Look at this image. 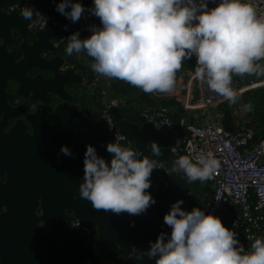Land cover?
<instances>
[{
	"label": "clouds",
	"instance_id": "clouds-1",
	"mask_svg": "<svg viewBox=\"0 0 264 264\" xmlns=\"http://www.w3.org/2000/svg\"><path fill=\"white\" fill-rule=\"evenodd\" d=\"M209 0H93L90 8L74 0H60L56 11L73 23L85 12L99 19L89 25L91 35L81 39L70 35L66 54L86 53L97 78L116 79L146 94L171 93L176 74L186 60L196 57L195 78L208 89L235 104L238 93L232 88L234 76L264 77V15L247 0H220L213 8ZM23 19L33 21L34 10L21 8ZM247 111L253 106L245 105ZM164 125L171 126L165 120ZM110 164L97 155L92 145L84 153V177L79 184L81 199L95 210L111 214H146L156 203L146 192L150 177L160 161L135 148L108 143ZM147 148L154 157L163 152L156 141ZM60 153L72 156L67 146ZM220 161L212 153L195 159L182 155L175 159L169 174H177L188 184L214 179ZM177 200L163 217L171 233H161L150 241L147 251L132 258L137 264L146 256L155 264H264V238L247 237L249 250L221 219L194 207L190 212ZM77 226V225H75ZM134 226V224L132 225Z\"/></svg>",
	"mask_w": 264,
	"mask_h": 264
},
{
	"label": "flooded vegetation",
	"instance_id": "flooded-vegetation-1",
	"mask_svg": "<svg viewBox=\"0 0 264 264\" xmlns=\"http://www.w3.org/2000/svg\"><path fill=\"white\" fill-rule=\"evenodd\" d=\"M8 4L0 0V264H81L58 237L68 227L95 235V227L71 207L89 204L79 196L89 123L104 118L99 103L94 107L78 101L82 74L72 69L74 58L61 55L54 69L48 60L56 48L41 51L30 45L22 21L8 17L10 11L15 15L21 10ZM76 66L93 72L85 64ZM66 69L77 72L79 82L56 86L50 77ZM92 130L97 155L110 164L111 154L99 146L97 129ZM62 145L72 156L60 153ZM167 187L157 182L156 192ZM129 220L128 215L126 223L132 225ZM104 256L100 264L118 263Z\"/></svg>",
	"mask_w": 264,
	"mask_h": 264
},
{
	"label": "built area",
	"instance_id": "built-area-1",
	"mask_svg": "<svg viewBox=\"0 0 264 264\" xmlns=\"http://www.w3.org/2000/svg\"><path fill=\"white\" fill-rule=\"evenodd\" d=\"M219 2L220 0H209L208 7L213 8ZM247 2L256 7L258 16L264 15V0ZM25 5L34 10L35 16L27 27L36 29L47 22L59 26L60 36L53 40V45L63 46L66 53L70 26L68 21L59 20L54 14L43 13L33 0H15L7 7L21 10ZM189 61L191 67L184 68L187 70V76L181 82L183 92L176 96L181 111L175 121L170 116L168 105L164 103L152 105L143 102L139 106L138 114L143 121L154 126H164L173 133L172 141L166 143L170 159L159 160L160 168L153 170L151 178L165 188L168 185L167 175L175 159L182 155L195 159L201 154L212 153L221 166L214 175L211 194L203 199L202 211L206 215L219 217L222 223L228 216L229 229L236 233L240 244L247 251L251 244L247 237L264 238V132L257 133L258 128L251 118L246 122L233 121L229 128L224 127L220 119L212 118L206 111L213 105L227 100L211 92L205 83L195 78L196 57L193 56ZM70 65L82 74L81 84L84 92H97L100 115L104 118L113 141H127L118 129L117 119L113 117L111 109L128 95L112 91L111 83L116 79L97 78L93 72L90 74L88 71H81L82 68L76 66L75 62ZM257 85H264V77L247 83H240L233 77L231 86L239 97L244 90ZM196 109H205L201 121H195L193 115H186ZM165 120L170 122V127L163 124ZM134 217L129 215V224H132ZM157 230L168 235L171 233V228L164 222L158 223Z\"/></svg>",
	"mask_w": 264,
	"mask_h": 264
},
{
	"label": "water",
	"instance_id": "water-1",
	"mask_svg": "<svg viewBox=\"0 0 264 264\" xmlns=\"http://www.w3.org/2000/svg\"><path fill=\"white\" fill-rule=\"evenodd\" d=\"M14 0H2L3 4H8ZM24 7L30 8L25 5ZM9 12L8 17L11 22L22 21L26 35L31 37L30 45L38 46L39 49L56 52L52 54V58L48 61L57 66L61 61V50L59 46H54L52 40H57L60 36V27L47 22L42 27L29 29L27 24L30 22L23 19L17 14ZM33 15V19H34ZM56 86L60 87L63 84H74L79 82V74L72 72L70 69L64 71H54L50 77ZM49 85V83H48ZM119 131L129 141L118 142L117 144L132 149H139L144 155L152 158L168 161L170 152L167 146L160 145L163 154L160 157H154L147 145L151 141L156 142H171L173 133L164 126H154L149 122H136L128 118H120L117 120ZM89 144L95 147V138L93 136L94 128L98 131L99 146L107 151V144L112 143L111 136L108 134L105 122L102 118H98L94 123H89ZM150 147V146H149ZM170 173V172H169ZM167 175L168 187L164 195L154 197L156 203L152 205L146 214L136 216L134 226L128 225L127 213L121 215L111 214L104 210H95L91 202L85 207L72 206L71 210L74 215L80 219H84L87 225L94 226L96 229L94 237L84 234L80 229H68L59 235V241L71 246L72 258L79 261L81 264H100L105 259L104 251L114 245L116 253L113 258L118 259V264H137L134 258L135 249L138 251H147L150 248V241L155 242L161 234L157 230L158 223L164 222L163 217L169 212L170 207L177 200H183L181 207L186 211H191L194 207L203 209V203L196 191L189 188L190 185H195L205 195H210L213 190V180L207 184H201L195 181L188 184L177 174ZM151 180V187L146 192L151 195L156 192L157 182ZM229 229V225L227 227ZM139 264H155V260H149L146 256Z\"/></svg>",
	"mask_w": 264,
	"mask_h": 264
},
{
	"label": "trees",
	"instance_id": "trees-1",
	"mask_svg": "<svg viewBox=\"0 0 264 264\" xmlns=\"http://www.w3.org/2000/svg\"><path fill=\"white\" fill-rule=\"evenodd\" d=\"M59 2L60 0H42V2L36 5L43 13L54 14L59 20L68 21L70 25L68 31L69 36L72 35L74 32L79 31L80 38L83 39L91 35V32L88 30L89 25L95 24L97 26H101L99 19L89 15L87 12H85L84 17H82L78 22L73 23L65 16L61 15L59 12L56 11V7ZM74 2H79L83 4V6L86 9L90 8L93 5V0H74ZM261 63H264V61H261ZM184 67H191V62L189 60H186L182 64V68ZM88 68L91 70L90 66ZM234 78L237 79L238 82L240 83H247L249 80H256L261 77L245 76L241 78L234 76ZM111 89L113 92L128 95V97L123 100V102L125 101L124 103H119L117 106L111 109L113 117L117 120L120 118H128L129 120H136L138 122H141L142 119L138 114V109L136 105H139L142 102H148L152 105H155L152 97H150L149 94H146L141 89L133 87L130 84L125 83L123 81L113 80L111 83ZM83 95L79 96L78 101L80 103L85 102L86 98ZM240 96L244 101V105L250 103L253 106V110L249 111L251 121H253L255 126L258 128L257 133H263L264 132V85L246 89L241 93ZM92 99L93 97L89 95L88 100L91 101ZM132 100L134 101V103H136V105L133 104L135 106L129 104L130 102L129 103L127 102ZM218 105L220 104L218 103ZM179 109H176L173 114H170L173 121H175L179 116L180 114ZM222 124L226 128L230 127L226 108L223 111ZM190 189H197V188L195 186H190ZM107 251L110 252V250ZM108 252H107V257H111L112 256L111 253L109 254Z\"/></svg>",
	"mask_w": 264,
	"mask_h": 264
},
{
	"label": "crops",
	"instance_id": "crops-1",
	"mask_svg": "<svg viewBox=\"0 0 264 264\" xmlns=\"http://www.w3.org/2000/svg\"><path fill=\"white\" fill-rule=\"evenodd\" d=\"M34 1V0H33ZM40 2H42V0H36V3L34 2V4L36 5V4H38V3H40ZM37 6V5H36ZM59 48H60V50H61V52H60V54L61 55H66L67 56V54L63 51V46H59ZM59 50V49H58ZM73 58H74V60L76 61V63H75V65L77 64V65H79V64H85V65H87L88 67L91 65V63L93 62L92 60H91V58L90 57H88L87 55H86V53H80V54H73ZM76 58V59H75ZM184 68H187V67H184ZM184 68H181L178 72H177V74H176V84H175V88H174V90L171 92V93H167V94H164V93H152V94H149V96L150 97H152V99H153V101H154V104H158V103H164V102H167L168 101V99L170 100V101H174V103H172V102H168L166 105H169L170 106V110H171V114H173L174 112L173 111H175L174 110V107H176V108H180V104H179V102L177 101V99H176V96H178L180 93H182L183 92V89L181 88V82H182V80L187 76V74H185L186 72H187V70L186 69H184ZM185 74V75H184ZM79 90H80V92H81V95H86L87 96V98L85 99V103L87 102L88 104H89V106H94V107H97V103H98V98H97V92H95V91H93L92 93H90V94H86L85 92H84V90H83V86H82V84H81V86H80V88H79ZM89 95H91L92 97H93V99L91 100V101H89L88 100V96ZM170 96H173V98L172 99H170L171 97ZM76 97V96H75ZM160 101V102H159ZM125 102V101H124ZM123 102V100L120 102V103H124ZM129 104H135L136 105V103H134V101L132 100V101H127ZM143 103V102H142ZM141 103V104H142ZM141 104H139V105H136V107H137V109H138V111H139V106L141 105ZM220 104V103H219ZM135 105H133V106H135ZM220 106V105H219ZM245 107V106H244ZM181 109V108H180ZM210 109V110H209ZM206 112L212 117V118H218V119H220V116L221 115H223L222 114V112H220L221 110H220V108L217 106V109H215L214 107H210ZM220 110V111H219ZM179 111H181V110H179ZM180 113V112H179ZM186 115L188 116V117H190V111L189 112H187L186 113ZM194 120L195 121H201V120H196L195 118H194ZM131 121H136V120H131ZM233 121H237V120H233ZM232 120L230 121V122H233ZM246 121H248V120H246ZM246 121H244V122H246ZM136 122H138V121H136ZM141 122H144L143 120L141 121ZM141 122H139V123H141ZM229 122V123H230ZM238 122V121H237ZM159 145H165L166 146V143L167 142H157ZM149 146H150V143H149ZM190 186H195V185H190ZM190 186H189V188H190ZM196 187V186H195ZM197 188V187H196ZM167 189V188H166ZM166 189L162 192L163 194L165 193V191H166ZM191 190H194V191H196L197 192V194L200 196V198H201V200H202V203H203V199H204V197L206 196L200 189H191ZM156 195V194H155ZM155 195H154V197H155ZM223 225L225 226V227H228V225H229V223H228V216H226L225 218H224V222H223ZM107 250H110V252H108ZM107 250H105V255L107 256V252L110 254L111 253V255L112 256H114V254L116 253V248H115V246L113 245V246H111V248H109V249H107ZM116 264V263H115ZM118 264V263H117Z\"/></svg>",
	"mask_w": 264,
	"mask_h": 264
},
{
	"label": "rangeland",
	"instance_id": "rangeland-1",
	"mask_svg": "<svg viewBox=\"0 0 264 264\" xmlns=\"http://www.w3.org/2000/svg\"><path fill=\"white\" fill-rule=\"evenodd\" d=\"M34 2L36 3V0H34ZM59 50H60V48H59ZM259 79H256V80H259ZM256 80H249V81H256ZM170 97H171L170 99L173 98V96H170ZM168 102L174 103V101H170L168 99V101L164 102V104H167ZM217 106L220 108L221 111L220 110L219 111L222 112V114H223L224 109L225 108L227 109L229 122L231 120L233 121L234 119L237 120L238 122H244L246 120H249V118H250V115H249L250 112L245 109L244 101L242 100L241 96L238 97V100L235 104H230L228 101H222V102H220V106L218 105V103L216 105H213V107L215 109H217ZM168 107L170 108L169 105H168ZM176 109H179V107L178 108L174 107V110H176ZM203 110H205V109H203ZM203 110H201V109L191 110L190 115H193L196 120H202V117L205 114V111H203ZM220 120L222 121V115L220 116ZM229 124H231V122ZM163 191L164 190L160 188L157 190L156 194L161 195V194H163L162 193Z\"/></svg>",
	"mask_w": 264,
	"mask_h": 264
}]
</instances>
